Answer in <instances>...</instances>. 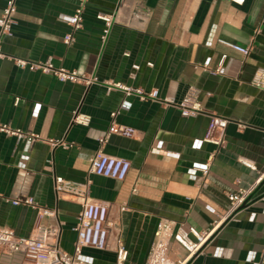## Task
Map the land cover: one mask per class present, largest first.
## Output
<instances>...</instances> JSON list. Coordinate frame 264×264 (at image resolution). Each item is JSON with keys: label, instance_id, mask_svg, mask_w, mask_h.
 Wrapping results in <instances>:
<instances>
[{"label": "crops", "instance_id": "crops-1", "mask_svg": "<svg viewBox=\"0 0 264 264\" xmlns=\"http://www.w3.org/2000/svg\"><path fill=\"white\" fill-rule=\"evenodd\" d=\"M80 4L18 0L13 36L1 38L7 57L0 59V123L41 140L27 151L26 141L0 132V228L24 238L36 235L37 211L12 203L32 197L57 213L42 219L47 231L57 230L49 242L73 254L85 198L58 195L55 177H61L81 189L90 182L88 197L110 206L111 248L85 249L89 264H116L119 235L129 253L126 264H146L162 220L199 232L222 221L192 264H264V198L232 214L229 199L240 189L261 188L252 201L264 195V88L253 85L264 70V0H87L83 27L73 32ZM6 6L7 0H0V16ZM99 14L115 16L106 41ZM68 34L74 35L71 45L64 42ZM232 46L251 51L246 57ZM224 56L225 72L218 74ZM48 59L98 82L62 83L15 63ZM117 85L158 90L171 103L127 97ZM191 86L200 90L204 112L183 117L177 105ZM125 102L131 105L123 108ZM77 115L89 117L90 124L74 123ZM210 115L229 120L228 143L221 150L205 142ZM113 124L136 133L108 136ZM102 137H107L104 154L132 164L123 182L89 171ZM49 140L71 147L54 148ZM208 162L206 176L200 168ZM172 251L174 258L186 255L174 242ZM0 264L30 263L16 253L1 254Z\"/></svg>", "mask_w": 264, "mask_h": 264}, {"label": "built area", "instance_id": "built-area-1", "mask_svg": "<svg viewBox=\"0 0 264 264\" xmlns=\"http://www.w3.org/2000/svg\"><path fill=\"white\" fill-rule=\"evenodd\" d=\"M17 1L7 0V6L0 16V41L3 36H13V28L16 25L15 15L17 13ZM87 0H81V4L77 9L71 26L73 32H76L83 27V14L85 11V4ZM237 4H243L245 0H231ZM98 19L103 21L106 25L104 40L106 41L111 27L115 22L114 15L99 14ZM64 42L67 45H71L74 42V35H66ZM233 49L240 52L244 56H248L251 49L242 48L239 46H232ZM7 56L3 53L0 46V59H5ZM226 59L224 56L218 69L215 71L218 74H224L223 62ZM16 65L21 68H29L32 71H41L47 75L55 76L62 83H75L91 86L98 82L96 77H89L81 75L77 71H69L64 68H56L51 59H48L43 63H31L25 60H15ZM207 67V66H206ZM136 70L138 66H134ZM253 85L258 89L264 88V70H260L256 73ZM121 88L127 97L136 95L142 101L155 100L161 103H171L169 99H161L158 90L150 91L146 93L141 89H133L130 87H124L117 85ZM200 90L194 86H191L181 103L177 106L181 110L183 117H195L204 112L199 102ZM20 99L16 100L18 105ZM131 104L125 102L123 108L129 107ZM118 112L113 113L112 117L116 118ZM210 125L206 133L205 142L214 144L219 150L227 146V127L229 120L217 115H210ZM76 124L88 126L90 124V118L84 115H77L73 121ZM0 132L6 134L8 137H16L18 141H26L27 151L30 150L32 144L41 140L39 135L32 132H24L21 129H15L9 124L0 123ZM118 132L121 135L132 138L136 131L129 127H117L113 124L110 133ZM54 148L65 147L69 148L71 145L66 144L65 141H48ZM101 150L99 153L91 159L90 173L104 177L107 179L123 182L126 180L129 172L132 168L130 161L122 158L112 157L104 154L103 147L107 143V137L99 139ZM28 155H24L23 160H27ZM212 160V159H211ZM22 168H26L24 163L21 164ZM243 165L250 169H255L252 163L243 161ZM200 171L206 176H209L211 171V164L208 162ZM264 173L262 174V177ZM90 183V182H89ZM89 183L84 185L83 188L76 187L61 177H55V191L59 195L61 193H73L85 198L83 204V210L79 217L77 225L74 227V231L77 233V240L75 242V251L73 254H69L60 246L55 243L49 242V235L51 233H57V230L53 228L50 231L44 228L42 225V219L46 217H56L55 211L40 207L32 197L26 199H19L13 201V205L20 206L25 205L36 210L38 213V219L35 227L36 235L28 238L19 237L15 231L8 227L0 228V256L1 254L13 255L20 253L29 261L30 264H89L87 257L84 254L85 249L92 248L96 250H107L111 248V222H110V206L104 202L93 201L88 197ZM252 194V190L240 189L237 192L229 196L231 202V214L236 212ZM222 221L215 222L206 231L199 232L193 227H184L183 225H177L176 222L169 220L160 221L156 234L155 241L152 246L148 261L146 264H192L194 258L200 254L208 241L214 236L218 228L221 226ZM179 245L186 255L181 258H174L172 256V243ZM113 250L116 253V264H126L129 253L126 249L125 243L122 237L119 235L116 238ZM261 262L264 263V251L261 255Z\"/></svg>", "mask_w": 264, "mask_h": 264}, {"label": "water", "instance_id": "water-1", "mask_svg": "<svg viewBox=\"0 0 264 264\" xmlns=\"http://www.w3.org/2000/svg\"><path fill=\"white\" fill-rule=\"evenodd\" d=\"M263 185H264V183H263ZM263 185H261V187H262ZM259 189H261V188H258V190H259ZM258 190H257V191H258ZM257 191L254 192V193H252V195L249 196V198L246 200V202H245V203H244V204H243V205H242V206L236 211L237 213L240 212V211H242L243 209H245L249 204H252V203H254V202L260 200L261 198H264V195H263V196L260 197L259 199H256L255 201H252V200L254 199V197H255ZM250 202H252V203H250Z\"/></svg>", "mask_w": 264, "mask_h": 264}]
</instances>
